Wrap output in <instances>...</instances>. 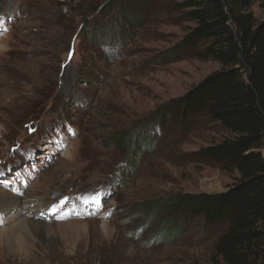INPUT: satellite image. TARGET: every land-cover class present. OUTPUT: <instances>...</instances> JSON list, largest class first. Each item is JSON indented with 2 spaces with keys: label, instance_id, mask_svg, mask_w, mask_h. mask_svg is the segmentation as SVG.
Listing matches in <instances>:
<instances>
[{
  "label": "rangeland",
  "instance_id": "1",
  "mask_svg": "<svg viewBox=\"0 0 264 264\" xmlns=\"http://www.w3.org/2000/svg\"><path fill=\"white\" fill-rule=\"evenodd\" d=\"M5 1L0 206L22 204L0 207V229L14 234L1 237L0 264H220L223 221L200 215L169 239L154 209L237 177L199 154L233 134L207 115L180 121L172 105L220 68L200 56L203 42L180 48L193 25L183 0ZM250 11L263 19L264 0Z\"/></svg>",
  "mask_w": 264,
  "mask_h": 264
},
{
  "label": "trees",
  "instance_id": "2",
  "mask_svg": "<svg viewBox=\"0 0 264 264\" xmlns=\"http://www.w3.org/2000/svg\"><path fill=\"white\" fill-rule=\"evenodd\" d=\"M250 6L251 0L177 3L183 19L193 22L180 48L203 42L200 56L220 68L175 98L173 108L180 121L207 115L233 134L199 154L237 177L223 191L178 193L154 209L166 211L169 239L197 216L206 226L223 221L212 252L220 264H264V18L257 19Z\"/></svg>",
  "mask_w": 264,
  "mask_h": 264
},
{
  "label": "bare ground",
  "instance_id": "3",
  "mask_svg": "<svg viewBox=\"0 0 264 264\" xmlns=\"http://www.w3.org/2000/svg\"><path fill=\"white\" fill-rule=\"evenodd\" d=\"M7 2L8 1H5L4 0V3L6 4V5H8L9 6V4H7ZM1 40H0V49H2V48H4L2 45H1ZM14 85V84H13ZM8 196V195H7ZM4 199V202H2L3 203V205H2V207H1V209L3 210L5 207H12V208H14V207H17V208H20L19 207V205L20 204H22L21 203V201H20V199L18 198V197H16L15 196V198L13 197H4L3 198ZM2 201V200H1ZM0 201V202H1ZM38 201V200H37ZM42 201H38L37 202V204H40V205H37L36 204V202H34L33 200L32 201H29V202H27V201H25V204L26 205H31V203H33V210L35 211V213L37 212V213H39L40 211H42V210H45L46 209V202H44V203H41ZM21 208H23V207H21ZM29 210H32V208H29ZM34 213V214H35ZM23 225V224H22ZM2 235H6V237L7 238H12L13 236H14V234H13V231H12V229L10 228V229H8L7 231H4V229H0V240H1V237H2ZM17 238V237H16ZM20 239L21 238H19V241H20ZM15 240V239H14ZM20 243H21V241H20Z\"/></svg>",
  "mask_w": 264,
  "mask_h": 264
},
{
  "label": "snow or ice",
  "instance_id": "4",
  "mask_svg": "<svg viewBox=\"0 0 264 264\" xmlns=\"http://www.w3.org/2000/svg\"><path fill=\"white\" fill-rule=\"evenodd\" d=\"M3 23V18L2 17H0V24H2ZM69 57H71V53H69ZM65 199H67V198H65ZM89 200H91V202H93V203H95V204H98L99 203V194H97L96 196H93V197H90V198H86L85 200H84V203H88L89 202ZM64 203V201L63 200H61L60 201V204H63ZM58 207V205H53L50 209H49V211H51V212H55L56 211V208ZM41 215H43V214H41Z\"/></svg>",
  "mask_w": 264,
  "mask_h": 264
}]
</instances>
